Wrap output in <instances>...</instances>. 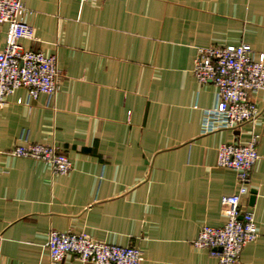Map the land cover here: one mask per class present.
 Here are the masks:
<instances>
[{"label": "crops", "instance_id": "1", "mask_svg": "<svg viewBox=\"0 0 264 264\" xmlns=\"http://www.w3.org/2000/svg\"><path fill=\"white\" fill-rule=\"evenodd\" d=\"M21 2L33 29L21 46L55 55L61 75L54 97L27 101L21 88L0 109V264H52L50 231L138 248L141 264H218L192 242L224 226L221 198L237 191L218 148L252 133L259 158L241 207L258 236L239 264H264V90L253 123L202 134L216 93L192 75L197 48L247 44L264 55V0ZM5 35L0 27V51ZM20 137L57 146L71 171L9 155Z\"/></svg>", "mask_w": 264, "mask_h": 264}, {"label": "built area", "instance_id": "2", "mask_svg": "<svg viewBox=\"0 0 264 264\" xmlns=\"http://www.w3.org/2000/svg\"><path fill=\"white\" fill-rule=\"evenodd\" d=\"M85 3L88 0H78ZM21 0H0V27H6L5 45L0 51V109L18 89H25L27 101L40 94L54 97L60 70L55 55L25 50L20 41L33 39V29L23 21ZM192 75L200 85L215 89V106L203 110L202 134L232 130L253 123L259 115L253 97L264 90V55H256L247 44L196 49ZM21 104V100L17 101ZM259 135L252 133L244 145L223 144L217 151V166L236 172L237 191L221 198L226 217L223 227H202L192 245L207 249L218 264H239L243 249L258 236L252 210L241 200L249 192L250 173L258 160ZM9 155L42 161L52 173L66 175L72 163L55 145L34 144L20 137ZM46 249L52 264L73 258L82 264H141V251L117 247L83 234L50 231Z\"/></svg>", "mask_w": 264, "mask_h": 264}, {"label": "water", "instance_id": "3", "mask_svg": "<svg viewBox=\"0 0 264 264\" xmlns=\"http://www.w3.org/2000/svg\"><path fill=\"white\" fill-rule=\"evenodd\" d=\"M252 193V195H254V192H251ZM253 200V196L251 197V201Z\"/></svg>", "mask_w": 264, "mask_h": 264}]
</instances>
